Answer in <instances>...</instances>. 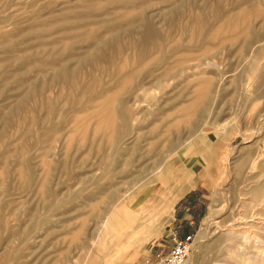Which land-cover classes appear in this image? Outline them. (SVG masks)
Segmentation results:
<instances>
[{"label": "rangeland", "instance_id": "374dc122", "mask_svg": "<svg viewBox=\"0 0 264 264\" xmlns=\"http://www.w3.org/2000/svg\"><path fill=\"white\" fill-rule=\"evenodd\" d=\"M264 0H0V264H264Z\"/></svg>", "mask_w": 264, "mask_h": 264}, {"label": "built area", "instance_id": "2783aa9c", "mask_svg": "<svg viewBox=\"0 0 264 264\" xmlns=\"http://www.w3.org/2000/svg\"><path fill=\"white\" fill-rule=\"evenodd\" d=\"M171 247L164 255H159L156 264H184L189 258L193 243L194 235L188 233L179 236L178 231L170 233ZM149 264V263H147Z\"/></svg>", "mask_w": 264, "mask_h": 264}, {"label": "bare ground", "instance_id": "6f19581e", "mask_svg": "<svg viewBox=\"0 0 264 264\" xmlns=\"http://www.w3.org/2000/svg\"><path fill=\"white\" fill-rule=\"evenodd\" d=\"M259 80H260L259 83H261L262 81H264V73H262V74L259 75ZM261 95L264 97V88H262V90H261Z\"/></svg>", "mask_w": 264, "mask_h": 264}]
</instances>
